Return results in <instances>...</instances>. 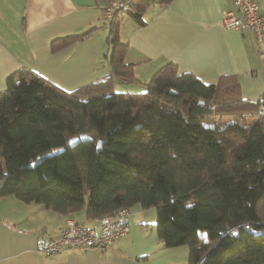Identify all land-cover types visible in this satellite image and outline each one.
<instances>
[{"label":"trees","instance_id":"trees-1","mask_svg":"<svg viewBox=\"0 0 264 264\" xmlns=\"http://www.w3.org/2000/svg\"><path fill=\"white\" fill-rule=\"evenodd\" d=\"M171 1L131 0L104 22L122 81L136 80L122 20L143 25L146 7ZM142 84L115 93L108 77L66 91L27 68L11 73L0 91V198L73 219L153 207L160 242L188 246L183 264H264V94L247 101L238 80L206 82L174 62Z\"/></svg>","mask_w":264,"mask_h":264},{"label":"crops","instance_id":"crops-1","mask_svg":"<svg viewBox=\"0 0 264 264\" xmlns=\"http://www.w3.org/2000/svg\"><path fill=\"white\" fill-rule=\"evenodd\" d=\"M264 17V0H256ZM108 0H0V91L6 78L27 68L58 87L72 91L110 77L121 92L141 93L143 81L167 62L179 72L214 82L232 77L241 98L255 102L264 94V50L253 34L224 29L223 12L232 0H172L152 3L139 25L124 18L119 38L127 44L124 59L136 80L127 83L110 65L108 26L102 19ZM90 30L89 33H86ZM86 33V34H85ZM81 37L51 50V41ZM50 211V212H49ZM129 232L102 248L65 249L45 256L44 240L56 235L67 217L40 203H25L6 195L0 198V264H183L188 246L166 247L160 242L153 207H131ZM54 213V214H51ZM74 219L90 226L97 220L75 213Z\"/></svg>","mask_w":264,"mask_h":264},{"label":"built area","instance_id":"built-area-1","mask_svg":"<svg viewBox=\"0 0 264 264\" xmlns=\"http://www.w3.org/2000/svg\"><path fill=\"white\" fill-rule=\"evenodd\" d=\"M131 0H108L103 7L102 19L109 22L119 11L128 8ZM233 7L223 12L221 25L224 29L249 32L255 38L259 50H264V17L256 0H232ZM259 115L264 114V104L258 106ZM131 209L121 207L101 216L94 224L86 226L66 218L65 225L56 235L44 240L40 252L45 256L65 249L102 248L129 232ZM73 219V220H72Z\"/></svg>","mask_w":264,"mask_h":264},{"label":"rangeland","instance_id":"rangeland-1","mask_svg":"<svg viewBox=\"0 0 264 264\" xmlns=\"http://www.w3.org/2000/svg\"><path fill=\"white\" fill-rule=\"evenodd\" d=\"M111 54V46H110V50H109V55ZM133 67V66H132ZM133 72H134V69H133ZM149 80V79H148ZM147 81V80H146ZM142 82L143 81H135V83L134 84H136V85H141V91L140 92H143L144 91V86H143V84H142ZM123 85H126V84H128V82L127 83H122ZM121 91H123V90H120L118 87H116V86H113V92H115V93H121ZM50 212V211H49ZM51 214H54V213H51ZM132 214V213H131ZM73 220V219H72ZM74 221V223H76V222H78L76 219L75 220H73ZM76 221V222H75ZM94 224V223H93ZM112 242V241H111ZM110 242V243H111ZM110 243H108V244H110Z\"/></svg>","mask_w":264,"mask_h":264},{"label":"water","instance_id":"water-1","mask_svg":"<svg viewBox=\"0 0 264 264\" xmlns=\"http://www.w3.org/2000/svg\"><path fill=\"white\" fill-rule=\"evenodd\" d=\"M79 139L87 140V139H89V137L85 134H82L80 137H73L70 139V145L74 146ZM99 144H100V142H98V147H100Z\"/></svg>","mask_w":264,"mask_h":264}]
</instances>
